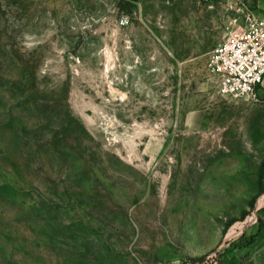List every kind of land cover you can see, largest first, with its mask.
I'll return each mask as SVG.
<instances>
[{"label": "rangeland", "instance_id": "374dc122", "mask_svg": "<svg viewBox=\"0 0 264 264\" xmlns=\"http://www.w3.org/2000/svg\"><path fill=\"white\" fill-rule=\"evenodd\" d=\"M246 13L0 0V264H264V88L206 68Z\"/></svg>", "mask_w": 264, "mask_h": 264}, {"label": "built area", "instance_id": "2783aa9c", "mask_svg": "<svg viewBox=\"0 0 264 264\" xmlns=\"http://www.w3.org/2000/svg\"><path fill=\"white\" fill-rule=\"evenodd\" d=\"M240 22H231L207 53L206 68L221 95L258 102L264 88V18L246 16Z\"/></svg>", "mask_w": 264, "mask_h": 264}, {"label": "crops", "instance_id": "0c3cea01", "mask_svg": "<svg viewBox=\"0 0 264 264\" xmlns=\"http://www.w3.org/2000/svg\"><path fill=\"white\" fill-rule=\"evenodd\" d=\"M234 1H236V3L240 5L241 9L247 11L246 16H250L257 19L264 18V0H234Z\"/></svg>", "mask_w": 264, "mask_h": 264}]
</instances>
